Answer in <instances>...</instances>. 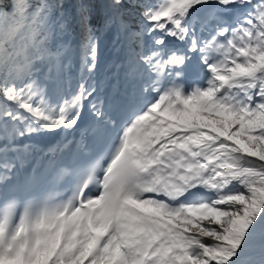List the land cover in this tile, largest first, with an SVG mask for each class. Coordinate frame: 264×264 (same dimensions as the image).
Masks as SVG:
<instances>
[{"label":"snow or ice","instance_id":"6c2138e0","mask_svg":"<svg viewBox=\"0 0 264 264\" xmlns=\"http://www.w3.org/2000/svg\"><path fill=\"white\" fill-rule=\"evenodd\" d=\"M256 248L264 0L0 5V264H264Z\"/></svg>","mask_w":264,"mask_h":264},{"label":"bare ground","instance_id":"6f19581e","mask_svg":"<svg viewBox=\"0 0 264 264\" xmlns=\"http://www.w3.org/2000/svg\"><path fill=\"white\" fill-rule=\"evenodd\" d=\"M105 43H108V42H105ZM108 50H105L101 51L100 52V57H99V66H98V72H97V75L96 77L98 76L99 73L101 74H107L108 72L106 70H103L102 67H103V64H106V63H111V64H115L117 61H118V58H111V55H109V53L107 52ZM104 76V75H103ZM64 88L65 90V93L67 92V95L70 94L71 91H74L72 87H69L67 86V83H65L63 86H62V89ZM101 89V87H100ZM117 89V88H111V92H114V90ZM101 91V90H100ZM120 91H123V88L120 90ZM101 94L103 96H107L105 95L103 92H101ZM78 137V136H77ZM70 138V135L69 137ZM250 255L252 256H255L257 259H258V262L264 258V252H261V250L259 248H256L254 249L253 251H251L249 253Z\"/></svg>","mask_w":264,"mask_h":264},{"label":"rangeland","instance_id":"374dc122","mask_svg":"<svg viewBox=\"0 0 264 264\" xmlns=\"http://www.w3.org/2000/svg\"><path fill=\"white\" fill-rule=\"evenodd\" d=\"M74 2H75V0H73ZM0 2H1V0H0ZM106 42V40L105 41H103L102 42V45H101V51L103 50H105V52H106V50H107V45H108V43H105ZM113 46V45H112ZM111 45H110V47H112ZM110 55V54H109Z\"/></svg>","mask_w":264,"mask_h":264},{"label":"trees","instance_id":"16d2710c","mask_svg":"<svg viewBox=\"0 0 264 264\" xmlns=\"http://www.w3.org/2000/svg\"><path fill=\"white\" fill-rule=\"evenodd\" d=\"M9 2V0H1L0 5H6ZM70 3H74L73 0H69ZM151 2H155V0H151Z\"/></svg>","mask_w":264,"mask_h":264}]
</instances>
